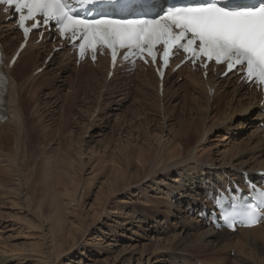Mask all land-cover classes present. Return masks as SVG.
Returning a JSON list of instances; mask_svg holds the SVG:
<instances>
[{"label":"bare ground","instance_id":"1","mask_svg":"<svg viewBox=\"0 0 264 264\" xmlns=\"http://www.w3.org/2000/svg\"><path fill=\"white\" fill-rule=\"evenodd\" d=\"M1 22L8 55L20 37ZM50 52L48 43H30L3 72L0 264H88L94 256L99 264H264V222L229 233L196 218L222 185L264 171V109L253 91L182 69L166 76L160 95L149 70L117 71L107 81L105 59L76 68L67 51L35 75ZM51 86L58 102L43 94ZM75 106L79 127L67 152L47 151V121L64 123ZM219 137L227 150L212 143ZM106 155L114 164L101 182L106 190L100 187L86 209L87 160ZM144 226L137 249L132 242Z\"/></svg>","mask_w":264,"mask_h":264},{"label":"snow or ice","instance_id":"2","mask_svg":"<svg viewBox=\"0 0 264 264\" xmlns=\"http://www.w3.org/2000/svg\"><path fill=\"white\" fill-rule=\"evenodd\" d=\"M114 2L0 0V6H4L5 14L12 12L25 39L30 32L54 22L61 38H67L73 46L78 45L81 56L86 50H91L94 62L96 56L102 54L98 52V46L110 50L113 66L118 63V56L125 61L135 58L148 63L146 55L155 63L162 48L161 59L165 67L170 59L183 55L182 64L191 63L205 69L213 64L217 68L223 66L225 76L234 73L254 86H264V0H258V3L245 0L174 3L162 8L152 18L117 19L103 14L91 18L80 15L82 10L98 3ZM3 79L0 74V82ZM261 197H264V192ZM222 219L230 229H234L237 223L249 227L264 220V207L251 205L239 219L228 213L222 214Z\"/></svg>","mask_w":264,"mask_h":264},{"label":"rangeland","instance_id":"3","mask_svg":"<svg viewBox=\"0 0 264 264\" xmlns=\"http://www.w3.org/2000/svg\"><path fill=\"white\" fill-rule=\"evenodd\" d=\"M181 81V78L179 79V82ZM55 84V83H54ZM54 91H56L53 86L51 87H47V90H45L43 92V94H45L47 92L48 95L47 97L49 98V100L51 102H58L59 99L58 97H60V93H53ZM53 93V94H52ZM52 94V95H51ZM47 98V99H48ZM82 98V97H80ZM79 98V99H80ZM130 104L126 105V109H130L131 106H129ZM78 110L76 111V106L73 108V110L71 112H69L65 118L64 123L60 124L58 123V121H47V151L49 152H57L60 149V153L64 154L67 152L68 150V146L70 144V139L74 138V134L75 131L77 130L76 125H78L80 118L78 117ZM92 129V128H91ZM74 133L71 134L70 133ZM111 128L107 129L105 132H103V135L105 138L110 137L111 136ZM216 137V135H215ZM100 138V137H99ZM98 138V139H99ZM220 141L216 140L217 138H214L215 140L212 143H215L217 145V147H221V151L227 150L225 148V142L226 139H223L222 137H219ZM85 139H88V135H86ZM223 139V140H222ZM224 141V142H223ZM218 142V143H217ZM58 153V152H57ZM59 154V153H58ZM94 158V157H93ZM91 158L90 160H87V165L85 166V171L83 172V176H85V181H84V195L82 197V204L85 205L86 209H88L89 205L92 203H95V193L97 191H99V188L101 187V189H103V191L106 190V186H104V183H101L104 181L103 176L105 175L106 169H109V167L114 166V164L111 162L108 164V160H110L109 156H103V157H99V158H95L93 159ZM110 170V169H109ZM92 184V186H91ZM107 199H109V196L107 197ZM73 205V204H72ZM100 206V205H99ZM5 210V209H4ZM98 210V209H97ZM16 211V210H15ZM7 212L10 213H14V210L12 212V210H9ZM102 220H106L105 217H101ZM174 222L172 221V219L170 220V223H163L164 226L169 225L171 226V224H173ZM144 227H142L141 229H138L136 231V234L134 236L135 242H132V245H137L135 246V248L139 249L141 248V245L144 244V241L140 242V235L144 234ZM143 232V233H142ZM7 234H9L10 237L15 236V232H7ZM150 234L149 232H145L144 237H147V235ZM174 233H169V235H171L170 237H173ZM23 235H25V233H23ZM167 234V237L169 236ZM139 241V242H138ZM16 242H20V238H17ZM10 243H13L12 239H10ZM4 243L0 242V246L2 247ZM107 242L103 244V246H106ZM233 251V250H232ZM230 252V257H233V252ZM213 256V255H211ZM68 259V258H67ZM98 258L94 256L91 257V261H86L88 264H99L97 263ZM66 261V259L64 260ZM151 264H153L151 262ZM227 264H232V262H227Z\"/></svg>","mask_w":264,"mask_h":264}]
</instances>
